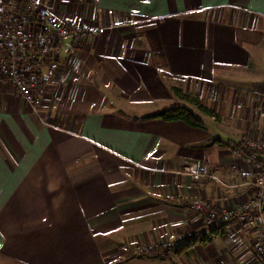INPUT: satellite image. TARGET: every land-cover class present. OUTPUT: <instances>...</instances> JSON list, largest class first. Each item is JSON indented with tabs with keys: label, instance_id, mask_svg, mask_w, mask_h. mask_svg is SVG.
Returning a JSON list of instances; mask_svg holds the SVG:
<instances>
[{
	"label": "crops",
	"instance_id": "1",
	"mask_svg": "<svg viewBox=\"0 0 264 264\" xmlns=\"http://www.w3.org/2000/svg\"><path fill=\"white\" fill-rule=\"evenodd\" d=\"M33 3L98 31L65 39L39 115L0 81V264H264L254 230L235 220L207 230L185 202L229 209L257 195L258 160L232 150L244 137L264 144V0ZM171 107L202 127L145 118ZM186 232L207 241L166 254ZM146 247L155 251L133 254Z\"/></svg>",
	"mask_w": 264,
	"mask_h": 264
},
{
	"label": "built area",
	"instance_id": "2",
	"mask_svg": "<svg viewBox=\"0 0 264 264\" xmlns=\"http://www.w3.org/2000/svg\"><path fill=\"white\" fill-rule=\"evenodd\" d=\"M97 31L96 27H71L45 11H36L33 0H0V81L10 82L32 112L39 115L45 86L58 69V54L65 39L81 43L95 36ZM260 98L264 100V91L260 93ZM240 142L264 153V144L249 137H244ZM232 151L241 154L239 149ZM258 163L260 170L253 173L249 181L257 188V195L248 203L237 208L217 209L210 207L201 197H191L185 202L200 213L207 230L229 231L233 220L254 230L256 240L264 251V161ZM185 170L193 177L201 174L196 163H190ZM199 234L183 233L177 240L164 243L162 248L167 250V254H174L182 241ZM120 249L127 254L126 245H121ZM154 251L146 247L136 249L133 254L143 255Z\"/></svg>",
	"mask_w": 264,
	"mask_h": 264
},
{
	"label": "trees",
	"instance_id": "3",
	"mask_svg": "<svg viewBox=\"0 0 264 264\" xmlns=\"http://www.w3.org/2000/svg\"><path fill=\"white\" fill-rule=\"evenodd\" d=\"M171 90L175 97L178 99L184 101L185 103L193 106L195 109H197L200 113H202L205 116H213L217 118L216 112L203 105L197 97L191 96L185 92H183L180 88L178 87H171ZM145 118H161L162 120L166 121H174V120H180L188 125L194 126V127H202V122L201 120L193 114V112L187 108V107H171L167 109H162L160 111H157L153 114H150L146 116ZM233 148L239 149L241 151V154L246 156L247 158L258 160L259 162L264 161V157H261V154L264 155V153L259 152L257 150L251 149L248 146L243 145L240 141L238 143H235L233 145ZM196 237V238H194ZM190 240H200L202 242L207 241V238L202 236L201 234L199 235H193ZM164 252L167 254V250L164 249ZM175 253V251H174Z\"/></svg>",
	"mask_w": 264,
	"mask_h": 264
},
{
	"label": "rangeland",
	"instance_id": "4",
	"mask_svg": "<svg viewBox=\"0 0 264 264\" xmlns=\"http://www.w3.org/2000/svg\"><path fill=\"white\" fill-rule=\"evenodd\" d=\"M195 110V112H197L198 114L200 113L197 109H194ZM200 114H202V113H200ZM233 137H236L235 135H232Z\"/></svg>",
	"mask_w": 264,
	"mask_h": 264
},
{
	"label": "water",
	"instance_id": "5",
	"mask_svg": "<svg viewBox=\"0 0 264 264\" xmlns=\"http://www.w3.org/2000/svg\"><path fill=\"white\" fill-rule=\"evenodd\" d=\"M262 201H264V198H262ZM262 210H264V203H262Z\"/></svg>",
	"mask_w": 264,
	"mask_h": 264
}]
</instances>
